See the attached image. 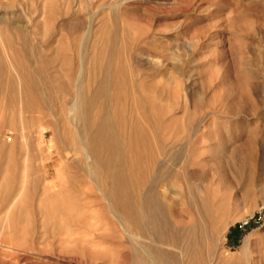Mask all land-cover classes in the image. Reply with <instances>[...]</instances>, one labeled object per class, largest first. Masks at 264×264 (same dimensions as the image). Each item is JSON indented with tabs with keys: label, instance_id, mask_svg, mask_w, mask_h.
Listing matches in <instances>:
<instances>
[{
	"label": "rangeland",
	"instance_id": "374dc122",
	"mask_svg": "<svg viewBox=\"0 0 264 264\" xmlns=\"http://www.w3.org/2000/svg\"><path fill=\"white\" fill-rule=\"evenodd\" d=\"M8 38L43 94L33 124L19 118L20 97L8 88L16 78ZM0 56V264H150L103 177L88 173L83 147L63 146L52 128L40 141L44 122L72 135L66 99L100 80L116 92L113 103L101 95L106 110L124 108L127 131L144 136L137 192L156 189L165 206L166 222L149 227L166 230L163 240L147 232L140 240L183 264L182 250L196 243L207 264H264V0H0ZM43 155L55 158L53 169L77 159L78 184L51 174L24 207V193L15 202L14 194ZM54 180L63 192H43ZM86 188L85 225L76 204Z\"/></svg>",
	"mask_w": 264,
	"mask_h": 264
},
{
	"label": "bare ground",
	"instance_id": "6f19581e",
	"mask_svg": "<svg viewBox=\"0 0 264 264\" xmlns=\"http://www.w3.org/2000/svg\"><path fill=\"white\" fill-rule=\"evenodd\" d=\"M5 48L8 51L9 62L12 64L14 63L13 65L16 66V78L8 77L11 82L8 88L11 87L9 90L13 92L14 96L18 95L21 100L18 111L19 114L17 115L27 124H33L36 120L43 119V115H35L39 103L37 95L42 96L43 94L40 93L38 87L35 85L36 80L32 72L28 71V68L26 69L20 64V54L18 53L19 48L11 38L7 39ZM3 64L4 58L0 56V71L3 74V77L1 76L0 78V88L3 87L6 79L5 71L2 68ZM79 79H77V85H79ZM15 80L19 83L18 87H16ZM108 87V82L106 80H100L95 88L89 87L86 89L81 86L74 87L69 99H66L65 101V104L70 105L67 111V120L71 124L69 131L72 132V135L66 136L67 134L63 128L60 129V127L58 128L55 126L56 124L51 125L49 122H44L40 128V141H45L50 128H52L51 132L53 137H59L63 146L69 144L72 147H75V150H78L79 148V151L80 146H82L84 149L83 155L87 159L88 167L90 168L88 173L92 177L94 175H97V177H103L107 186L105 196L113 205L122 211L121 220L123 222L122 226H124V230L128 231L129 236L138 242L143 249L142 253L139 255L142 258L146 257L150 261V264H183L180 260L179 253L169 252L163 248L154 247L152 241H145L144 243L139 238L140 235H144L147 232L153 241L163 240L167 232L166 230L157 231L156 229H150L149 227H152L150 225L156 224L159 221H162L163 223L166 222L165 215L161 213V211L165 210V206L156 189L144 197L136 190L135 171L140 169V162L142 159V153L139 150V141L143 140L144 136L140 135L138 137V135H135L132 131H127V120L124 114V108L116 106L112 110L110 108L109 110H106L104 104L100 102L101 95H105L106 98L109 99V102L111 101V103H113L116 92L113 90L108 93ZM61 101V97H58L60 105ZM62 112L63 109H61V113ZM8 132L15 136L13 129ZM25 132L23 131V134H25ZM6 135L7 133L5 136ZM27 143L29 144V142ZM4 144L5 143L3 142L1 150L4 149ZM79 151L77 154L81 155L82 152ZM42 158L43 161L40 167H31L30 169V174L35 176L31 178L29 183L27 180H24L25 182L20 185L21 187L17 194H14L15 202L24 193V201L28 200L26 203L24 201L22 202L24 207H29V204L31 205L30 202H32L40 192L42 179H48L51 174L55 175L59 181L64 179V177H67L72 180V183L78 184L79 173L78 170L75 171V168H77L76 164L79 163L77 159L72 158L70 164H61L58 168L53 169L52 165L56 163L55 158L51 155L49 157L43 155ZM70 158L69 155L67 160ZM90 159H92L93 162H90ZM40 170L43 171L42 175L38 174ZM55 183V180L50 183L45 182V184H43L44 186H42L43 192L52 195L62 193L63 184L60 182L57 184ZM75 188L76 186L74 189ZM74 191L77 190L75 189ZM9 192L10 189H7V194ZM89 193L90 190L88 188L83 190L81 207L80 204H76V208L81 210V213L79 214L78 212L79 215L77 214V223L79 224L82 222L86 225L89 222L87 219L88 214L92 215V213H90L92 211V203L86 198V195L89 196ZM7 199L8 197L5 200ZM11 206L12 205L8 208L7 213L11 210ZM64 208H66V211L69 207H65L64 205L58 207L62 213L64 212ZM143 213H149L147 218L143 216ZM63 218L62 222H64L66 226L67 223ZM73 220L74 219H72V221ZM74 222L75 221L71 224H76V222ZM131 225H135L138 231L133 232L131 230ZM193 237L196 243L201 236L194 234ZM176 238V236L172 237L174 240ZM220 238H222V235H219V239ZM248 251L249 243L247 240L242 245V256L247 255ZM184 254L189 255L190 264H207L202 256L200 246L197 243L193 247L188 246V248L182 250L181 255ZM239 258L242 259L241 256Z\"/></svg>",
	"mask_w": 264,
	"mask_h": 264
},
{
	"label": "built area",
	"instance_id": "2783aa9c",
	"mask_svg": "<svg viewBox=\"0 0 264 264\" xmlns=\"http://www.w3.org/2000/svg\"><path fill=\"white\" fill-rule=\"evenodd\" d=\"M247 222H245V224H246Z\"/></svg>",
	"mask_w": 264,
	"mask_h": 264
}]
</instances>
